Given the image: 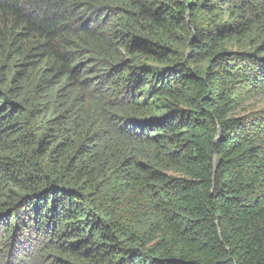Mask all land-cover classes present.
<instances>
[{
	"label": "trees",
	"instance_id": "obj_1",
	"mask_svg": "<svg viewBox=\"0 0 264 264\" xmlns=\"http://www.w3.org/2000/svg\"><path fill=\"white\" fill-rule=\"evenodd\" d=\"M263 95L264 0H0V264H264Z\"/></svg>",
	"mask_w": 264,
	"mask_h": 264
},
{
	"label": "rangeland",
	"instance_id": "obj_2",
	"mask_svg": "<svg viewBox=\"0 0 264 264\" xmlns=\"http://www.w3.org/2000/svg\"><path fill=\"white\" fill-rule=\"evenodd\" d=\"M245 106H247L248 108L249 107H251L250 109H253V108H257V107H259V108H262L263 106H264V95L263 96H261V97H258V98H256V99H254V100H250V101H248L246 104H245ZM253 106V107H252Z\"/></svg>",
	"mask_w": 264,
	"mask_h": 264
}]
</instances>
